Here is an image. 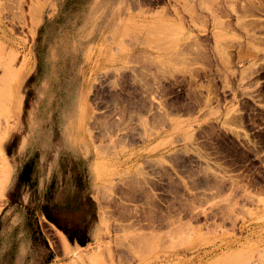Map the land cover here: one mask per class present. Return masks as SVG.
Returning a JSON list of instances; mask_svg holds the SVG:
<instances>
[{
	"label": "rangeland",
	"instance_id": "obj_1",
	"mask_svg": "<svg viewBox=\"0 0 264 264\" xmlns=\"http://www.w3.org/2000/svg\"><path fill=\"white\" fill-rule=\"evenodd\" d=\"M48 254L264 264V0H0V264Z\"/></svg>",
	"mask_w": 264,
	"mask_h": 264
},
{
	"label": "bare ground",
	"instance_id": "obj_2",
	"mask_svg": "<svg viewBox=\"0 0 264 264\" xmlns=\"http://www.w3.org/2000/svg\"><path fill=\"white\" fill-rule=\"evenodd\" d=\"M141 1V0H140ZM30 8V7H29ZM34 8V7H33ZM36 8V7H35ZM31 9V8H30ZM35 10H33V12H34ZM38 12V9H36V13ZM16 14H18V13H16ZM34 14V13H33ZM164 15H165V13H164ZM33 16V15H32ZM110 18V17H109ZM118 23H120V22H116L115 24H118ZM153 23V22H152ZM122 24V23H121ZM157 25H158V23H156ZM163 24V23H162ZM120 25V24H119ZM157 25H156V27H157ZM160 25V24H159ZM158 25V26H159ZM166 25V24H165ZM170 25H171V23H170ZM115 26V25H114ZM116 26H118V25H116ZM116 26H115V28H116ZM172 26V25H171ZM160 27V26H159ZM118 28V27H117ZM113 29V28H112ZM64 40V39H63ZM69 41V40H68ZM149 56H151V55H149ZM26 60H27V67H26V70L28 69V67L30 66V63H31V57L28 55V54H26ZM74 64H76V63H74ZM74 64H72V65H70V67L71 66H73ZM25 65V64H24ZM71 74H70V72H68V71H66L65 72V74H62L61 76H62V80H59L57 83H55V84H53V88H52V90L53 89H55V88H57V90H59V89H62L63 90V92L68 96V98H64L63 99V101L59 98V100L61 101L60 102V105H61V110H60V112L63 114V117L65 118V120H64V130L66 131V134H68V129H69V127H70V125L67 123L68 122V119H69V112H68V109H67V106H66V103H67V100L71 97V96H69V94H71V95H73L72 96V98H75L76 96H77V94H78V92H77V89H76V83H77V80L75 81V82H70V80L68 79V77L70 76ZM63 93H61L60 95H62ZM145 104V103H144ZM158 115V114H157ZM156 117V116H155ZM67 139H68V137H67ZM2 153V152H1ZM149 159V158H148ZM6 170V169H5ZM105 214V213H104ZM103 214V215H104ZM65 240V239H64ZM66 242V241H65ZM66 243H68V242H66ZM65 243V244H66ZM64 247V246H63ZM86 259H88V257L86 258Z\"/></svg>",
	"mask_w": 264,
	"mask_h": 264
},
{
	"label": "crops",
	"instance_id": "obj_3",
	"mask_svg": "<svg viewBox=\"0 0 264 264\" xmlns=\"http://www.w3.org/2000/svg\"><path fill=\"white\" fill-rule=\"evenodd\" d=\"M74 2H75V0H73ZM21 165V167H20V169H24V165H26V162L25 163H21L20 164ZM62 224V223H61ZM63 225V224H62ZM65 225V224H64ZM57 234H58V237H59V241H58V243L56 242V241H53L54 242V245H56V246H58L59 248H60V250L62 251V254H63V241H62V236L64 235L65 236V234L63 233V232H61V231H58L57 232ZM66 239H67V237H66ZM25 249H26V246H25V244H23L22 245V247L20 248V253H21V255L22 254H25ZM51 256L48 254V256H47V259H45L44 261H45V263L47 262V264H54V263H57L56 261H55V258H50ZM62 258V257H61Z\"/></svg>",
	"mask_w": 264,
	"mask_h": 264
}]
</instances>
